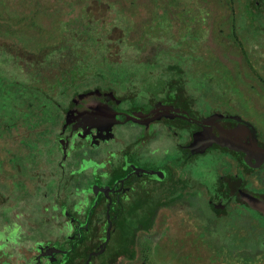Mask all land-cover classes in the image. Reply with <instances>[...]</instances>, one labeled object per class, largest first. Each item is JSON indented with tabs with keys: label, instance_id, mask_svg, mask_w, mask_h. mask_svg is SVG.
Instances as JSON below:
<instances>
[{
	"label": "rangeland",
	"instance_id": "rangeland-1",
	"mask_svg": "<svg viewBox=\"0 0 264 264\" xmlns=\"http://www.w3.org/2000/svg\"><path fill=\"white\" fill-rule=\"evenodd\" d=\"M178 77L206 114L241 118L264 143V0H0V232L6 236L12 222L21 228V244L3 249L8 258H19L35 239H54V216L64 211L53 203L69 211L63 185L50 199L49 175H59L55 139L66 133L73 95L101 89L120 96ZM119 126L117 136L129 142L134 127ZM100 146L77 140L62 164L100 161ZM163 151L147 153L165 161ZM75 176L76 189L85 180ZM243 177L264 191V161ZM236 207L231 203L221 218L204 198L163 205L112 264H230L222 251L235 252L232 264H264V222L236 215ZM19 212L31 223L43 220L38 237L21 239L32 227L15 219Z\"/></svg>",
	"mask_w": 264,
	"mask_h": 264
},
{
	"label": "flooded vegetation",
	"instance_id": "flooded-vegetation-1",
	"mask_svg": "<svg viewBox=\"0 0 264 264\" xmlns=\"http://www.w3.org/2000/svg\"><path fill=\"white\" fill-rule=\"evenodd\" d=\"M66 115V133L55 139L61 156L54 172L59 175L50 174L49 179L55 183L50 199L56 200L63 185L69 211L59 208L58 200L53 203L55 211H64L54 216L58 221L51 234L54 239H35L31 247L20 248L19 258L10 259L3 249L15 242L21 229L12 222L6 236L0 232V240H5L0 243V264H112V248L120 255L131 235L149 230L161 206L196 197L206 199L221 218L236 203V215L248 212L264 222V213L255 209L264 207V191L243 177L244 169L264 161V143L243 119L219 111L206 114L185 85L136 86L120 96L112 90H86L73 95ZM119 125L134 127L129 142L117 136ZM77 140L93 144V150L103 145L100 161L83 160L73 168L62 164ZM158 146L165 161L148 156V149L159 152ZM226 158L230 168L222 172ZM77 173L85 183L75 189ZM16 217L25 218L34 234L21 239L42 232L43 220L31 223L20 212Z\"/></svg>",
	"mask_w": 264,
	"mask_h": 264
},
{
	"label": "trees",
	"instance_id": "trees-1",
	"mask_svg": "<svg viewBox=\"0 0 264 264\" xmlns=\"http://www.w3.org/2000/svg\"><path fill=\"white\" fill-rule=\"evenodd\" d=\"M254 7H256L255 5H253ZM254 11H255V9H254ZM257 12H258V9H257ZM174 69L177 71V74L179 75V74H181V72H180V69L179 68H177V67H174ZM175 71V72H176ZM174 84H176V85H183V83H182V79L180 78V77H178V78H170L169 79V83L170 84H172L173 85V83ZM98 91H101L100 89H98ZM114 94H116L115 92H114ZM250 127V126H249ZM251 128V127H250ZM253 129V128H252ZM133 237V235H131V237L130 238H132ZM117 256H119V255H117V253H115V252H111V255H110V260H111V263H112V261L113 260H115L116 259V257Z\"/></svg>",
	"mask_w": 264,
	"mask_h": 264
},
{
	"label": "crops",
	"instance_id": "crops-1",
	"mask_svg": "<svg viewBox=\"0 0 264 264\" xmlns=\"http://www.w3.org/2000/svg\"><path fill=\"white\" fill-rule=\"evenodd\" d=\"M223 233H221V235H222ZM187 236H191L190 234H189V232H187L186 234L184 233V237H186L187 238ZM190 239H191V237H190ZM256 248V247H255ZM223 252V260L225 261L224 263H230V264H232L233 262H238L239 260L238 259H236V257L235 256H237L236 254H235V252H227V251H222ZM218 261V260H217Z\"/></svg>",
	"mask_w": 264,
	"mask_h": 264
},
{
	"label": "water",
	"instance_id": "water-1",
	"mask_svg": "<svg viewBox=\"0 0 264 264\" xmlns=\"http://www.w3.org/2000/svg\"><path fill=\"white\" fill-rule=\"evenodd\" d=\"M257 145H258V143H256V142L253 144V146H256V147H257ZM241 202H242V203H246L247 201H246L245 198H243V199H241ZM249 204H250V203H249ZM255 209H256V210H261V211L264 213V207H255Z\"/></svg>",
	"mask_w": 264,
	"mask_h": 264
}]
</instances>
